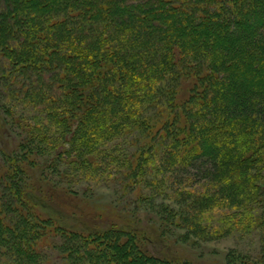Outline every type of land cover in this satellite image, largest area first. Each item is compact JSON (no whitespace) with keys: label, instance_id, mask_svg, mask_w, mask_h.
<instances>
[{"label":"trees","instance_id":"trees-1","mask_svg":"<svg viewBox=\"0 0 264 264\" xmlns=\"http://www.w3.org/2000/svg\"><path fill=\"white\" fill-rule=\"evenodd\" d=\"M0 2L15 4L0 13L2 90L35 115L1 186L18 194L0 201V264H43L52 238L70 264H180L135 231L35 213L19 182L39 145L55 151L44 175H118L136 207L163 195L161 220L189 236L259 231L261 254L243 263L264 264V0Z\"/></svg>","mask_w":264,"mask_h":264},{"label":"rangeland","instance_id":"rangeland-1","mask_svg":"<svg viewBox=\"0 0 264 264\" xmlns=\"http://www.w3.org/2000/svg\"><path fill=\"white\" fill-rule=\"evenodd\" d=\"M14 5L8 7L9 11ZM8 8L5 3L0 2V13ZM9 27L12 29L13 25ZM0 72L7 73V69L1 66ZM1 82L0 201L6 202V198H11V192L13 197L18 194L17 191L11 190V187L5 195L2 194L4 190L1 186L9 180L6 168L9 166L10 159L17 160V157L21 158L25 153L22 150L24 144L25 147L29 146V142L25 141L29 131L26 124H32L35 115L27 116L28 110L24 108L26 107L24 105L19 104L18 110L17 107L15 109L11 107L12 103L7 99L9 92L2 90ZM23 111L26 113L24 114ZM36 149L37 151L33 152L40 154L32 155L31 158L35 159L38 166L27 167V175L23 178L24 183L19 182V185L23 187L22 191L25 190L26 197L33 205L35 213L45 218L56 219L55 221L66 230L96 233L117 227L135 231L143 238V245L149 253L175 260L180 264H244L243 260L252 261L261 254L262 242L259 231L252 230L246 233L244 230L235 229L232 233L229 232L221 237L196 234L189 236L190 231L177 227L176 224L163 222L161 217L164 213L162 215L160 211L159 215L156 212L161 210L158 206L164 200L163 195H154L153 198L156 201L153 204L156 208L153 206L149 210L148 206L142 202H138L136 207L132 199L125 196L122 188L118 186L120 184L118 175L98 172L91 175L81 173L78 176H73L72 173L71 175L68 173L67 176L65 173L54 176L48 173L46 176L43 174V168L47 164L46 160H54L55 151L45 145H39ZM41 176H45L47 180ZM69 186L75 188L74 192L62 190ZM171 187L177 189V186L173 187L171 183L163 187L165 192L169 193L166 204L179 207L169 202ZM201 188L197 186L196 190ZM145 191L142 192L143 195L145 194L144 197H151ZM3 216L2 219L7 223L4 214ZM211 218L207 222L212 221L216 224L214 215ZM58 243V239L52 238L39 244V249L43 252L41 259L43 264H70L63 251L57 246Z\"/></svg>","mask_w":264,"mask_h":264}]
</instances>
